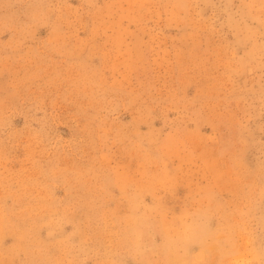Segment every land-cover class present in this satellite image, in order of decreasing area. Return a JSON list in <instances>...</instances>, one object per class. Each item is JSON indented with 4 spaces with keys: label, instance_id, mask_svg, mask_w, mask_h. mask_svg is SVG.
Wrapping results in <instances>:
<instances>
[{
    "label": "rangeland",
    "instance_id": "1",
    "mask_svg": "<svg viewBox=\"0 0 264 264\" xmlns=\"http://www.w3.org/2000/svg\"><path fill=\"white\" fill-rule=\"evenodd\" d=\"M0 264H264V0H0Z\"/></svg>",
    "mask_w": 264,
    "mask_h": 264
}]
</instances>
